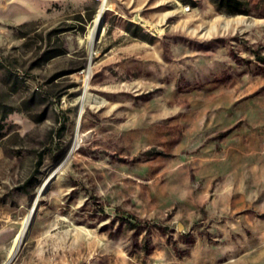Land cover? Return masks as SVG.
<instances>
[{"label": "rangeland", "instance_id": "1", "mask_svg": "<svg viewBox=\"0 0 264 264\" xmlns=\"http://www.w3.org/2000/svg\"><path fill=\"white\" fill-rule=\"evenodd\" d=\"M106 6L0 0V264H264V0Z\"/></svg>", "mask_w": 264, "mask_h": 264}, {"label": "bare ground", "instance_id": "2", "mask_svg": "<svg viewBox=\"0 0 264 264\" xmlns=\"http://www.w3.org/2000/svg\"><path fill=\"white\" fill-rule=\"evenodd\" d=\"M101 2V9H100V12H99V18L100 16L102 15V12L104 10V7L106 6V3H107V0H99ZM107 7V6H106ZM99 18L96 20V26L94 27V30H92L93 32L91 33V36L93 37L97 31V25L99 23ZM30 216H31V212L29 214V217L25 223V227H24V230L17 236V238L15 239V243H14V251H13V255L16 253L20 243L22 242L23 240V237H24V234H25V231H26V228L28 227V224H29V221H30ZM8 264V263H6Z\"/></svg>", "mask_w": 264, "mask_h": 264}]
</instances>
